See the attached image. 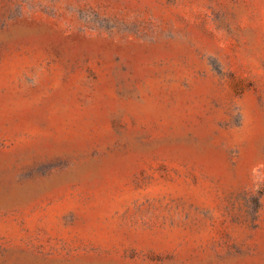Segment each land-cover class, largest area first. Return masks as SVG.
<instances>
[{
	"label": "rangeland",
	"instance_id": "obj_1",
	"mask_svg": "<svg viewBox=\"0 0 264 264\" xmlns=\"http://www.w3.org/2000/svg\"><path fill=\"white\" fill-rule=\"evenodd\" d=\"M0 264H264V0H0Z\"/></svg>",
	"mask_w": 264,
	"mask_h": 264
}]
</instances>
